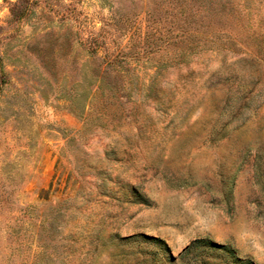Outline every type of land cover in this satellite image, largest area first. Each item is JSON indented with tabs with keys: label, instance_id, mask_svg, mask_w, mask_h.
<instances>
[{
	"label": "rangeland",
	"instance_id": "obj_1",
	"mask_svg": "<svg viewBox=\"0 0 264 264\" xmlns=\"http://www.w3.org/2000/svg\"><path fill=\"white\" fill-rule=\"evenodd\" d=\"M0 264H264V0H0Z\"/></svg>",
	"mask_w": 264,
	"mask_h": 264
},
{
	"label": "trees",
	"instance_id": "obj_2",
	"mask_svg": "<svg viewBox=\"0 0 264 264\" xmlns=\"http://www.w3.org/2000/svg\"><path fill=\"white\" fill-rule=\"evenodd\" d=\"M113 88V87H112Z\"/></svg>",
	"mask_w": 264,
	"mask_h": 264
}]
</instances>
